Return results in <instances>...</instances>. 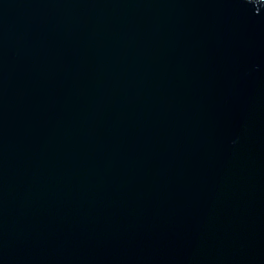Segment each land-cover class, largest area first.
Masks as SVG:
<instances>
[{
    "label": "water",
    "instance_id": "95a60500",
    "mask_svg": "<svg viewBox=\"0 0 264 264\" xmlns=\"http://www.w3.org/2000/svg\"><path fill=\"white\" fill-rule=\"evenodd\" d=\"M0 264H264V0H0Z\"/></svg>",
    "mask_w": 264,
    "mask_h": 264
}]
</instances>
